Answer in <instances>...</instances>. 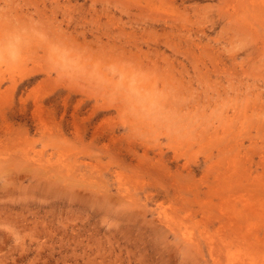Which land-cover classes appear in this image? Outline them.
I'll list each match as a JSON object with an SVG mask.
<instances>
[{
	"label": "rangeland",
	"instance_id": "374dc122",
	"mask_svg": "<svg viewBox=\"0 0 264 264\" xmlns=\"http://www.w3.org/2000/svg\"><path fill=\"white\" fill-rule=\"evenodd\" d=\"M0 264H264V0H0Z\"/></svg>",
	"mask_w": 264,
	"mask_h": 264
}]
</instances>
